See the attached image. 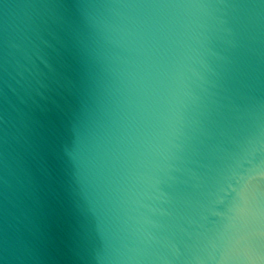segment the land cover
I'll use <instances>...</instances> for the list:
<instances>
[{"label": "clouds", "instance_id": "clouds-1", "mask_svg": "<svg viewBox=\"0 0 264 264\" xmlns=\"http://www.w3.org/2000/svg\"><path fill=\"white\" fill-rule=\"evenodd\" d=\"M0 264H264V0H0Z\"/></svg>", "mask_w": 264, "mask_h": 264}, {"label": "water", "instance_id": "water-1", "mask_svg": "<svg viewBox=\"0 0 264 264\" xmlns=\"http://www.w3.org/2000/svg\"><path fill=\"white\" fill-rule=\"evenodd\" d=\"M41 223L50 229L57 242L63 238L69 227L70 219L55 192L50 193L46 198Z\"/></svg>", "mask_w": 264, "mask_h": 264}]
</instances>
